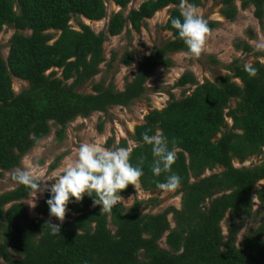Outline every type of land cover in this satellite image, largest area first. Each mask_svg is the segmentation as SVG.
I'll return each instance as SVG.
<instances>
[{"label":"trees","instance_id":"1","mask_svg":"<svg viewBox=\"0 0 264 264\" xmlns=\"http://www.w3.org/2000/svg\"><path fill=\"white\" fill-rule=\"evenodd\" d=\"M132 1L111 0L120 12L112 16L106 30L95 33L78 19L103 21V0H0V33L4 27L15 32L7 58L0 55V178L19 168L23 157L51 134L52 127L61 141L77 118L131 106L144 97L145 84L157 68L172 66L169 56L188 52L172 21L188 5L201 7L202 0H147L125 14ZM216 1L222 5L221 15L233 21L236 0ZM249 7L257 20L264 18V0L242 1V10ZM166 8L171 9L163 30L171 39L137 61L136 73L122 92L104 82L94 84L91 94L77 92L101 73L109 38L125 30L128 36L131 31L140 32L147 20ZM72 20L77 30L69 25ZM207 24L209 31L217 26ZM25 31L30 34L24 35ZM244 49L251 51L248 46ZM135 56L134 50L126 52L120 63L130 67ZM115 57L106 64L108 68ZM13 79L27 83L28 88L15 94ZM177 84L197 85L189 74ZM231 102L235 108L229 107ZM156 129L182 149L171 166V172L181 177L180 209L145 214L141 210L145 203L135 202L107 210L93 205L85 195L79 202L70 200L66 212L74 217L65 214L67 221L53 236L45 225L46 219H54L46 204L49 196L37 206L41 218L28 223L23 201L31 190L20 184L0 195V264H264V222L240 243L237 239L242 222L253 215L252 195L264 208V185L256 190L264 183V163L233 165L259 157L264 150V65H235L232 76L198 85L189 96L144 117L131 137L136 143L131 162L142 167L141 184L149 193L158 191L157 183L170 174L156 177L151 172V147L142 142V136ZM215 169L222 171L203 177ZM133 193L128 186L121 195L127 198ZM227 216L229 229L224 235L221 223ZM162 240L166 248L160 246Z\"/></svg>","mask_w":264,"mask_h":264},{"label":"rangeland","instance_id":"2","mask_svg":"<svg viewBox=\"0 0 264 264\" xmlns=\"http://www.w3.org/2000/svg\"><path fill=\"white\" fill-rule=\"evenodd\" d=\"M103 1L106 8V18L103 21L95 23L87 22L82 18L78 19L80 23L88 26L95 33L106 30L112 16L120 12V9L111 0ZM145 1L147 0H133L125 14L130 10L138 9ZM242 1L244 0L235 1L237 15L233 21H228L221 15L222 5L219 1L202 0V6L198 8L202 18L207 23H216L217 26L207 34L204 50L201 54L194 56L189 52H181L169 56L172 66L170 68L159 67L152 73L145 84L146 93L143 98L134 101L131 106L126 108L112 107L107 113L96 112L86 119L77 118L67 126L61 141L57 140L55 134L57 128L52 127L51 134L23 157L20 167L26 157L39 153L36 162L42 166L43 171H49L54 168L53 165L56 167L59 161L76 148L79 143L86 139H91L93 132L104 133L106 130L108 146L122 147L123 143L126 146L129 141H132L131 137L134 134V129L143 124L144 117L151 111H160L172 100H180L189 96L198 85H202L205 82L215 83L219 77L226 75L232 76L235 65L244 67H250L255 63L264 65V18L257 20L254 17V9L252 7L242 10ZM169 9L171 8L157 12L152 19L145 22L146 24L138 33L131 31L128 36L125 30L120 36L109 38L104 45L106 62L101 66V73L92 81L80 86L77 92L79 94H91L92 86L100 82H104L105 86L112 83L116 91L122 92L125 85L133 79L136 73L137 61L149 55L153 48H160L171 39L170 33L163 30L169 17ZM184 10L185 8L182 12ZM69 25L73 29H78V25L74 20ZM14 34V30L7 27H4L0 33V55L4 59L8 56L9 41ZM23 34L29 35L30 33L25 31ZM245 46H248L251 51L246 52ZM133 50L136 51L133 64L130 67L123 66L120 63V59L126 52ZM113 54L116 55L115 60L111 63V68H108L106 64L110 63ZM185 74L191 75L197 85L179 87L177 83ZM234 81L240 84L239 80ZM12 82V89L15 94L28 88V84L25 82L17 79H13ZM229 107L235 108L236 103L231 102ZM226 120L228 127H230L231 121L228 118ZM262 163H264V150L259 157L251 158L243 164L234 161L233 165L236 168H240L258 166ZM17 169L3 173L2 178H0V195L16 189L21 184L16 175ZM221 171L222 169L206 171L203 177H208ZM263 185L264 183L258 184L256 190H259ZM47 197V192L42 196H38L35 208L29 206L31 195L23 201L28 210V223L33 219L41 218L37 213V206ZM254 197L256 196L252 195L251 197L254 203L253 215L246 221H241L244 227L237 237L238 243L248 232L253 231L264 222V208H262L257 198L253 199ZM154 200H156L157 204L153 203ZM135 202L145 203L141 207L142 213L155 215L170 207L180 209L181 195L178 190L167 195H164L159 190L153 193L144 191L143 195H138L130 202L129 206L125 207H131ZM66 214L74 217L68 212ZM228 218L227 216L221 223L224 235L228 234ZM46 220L59 225L67 221L64 219L63 222H60L55 220V218ZM169 220L173 228L171 217H169ZM110 230L113 231V228L110 227ZM160 246L166 248L164 240L160 242Z\"/></svg>","mask_w":264,"mask_h":264},{"label":"clouds","instance_id":"3","mask_svg":"<svg viewBox=\"0 0 264 264\" xmlns=\"http://www.w3.org/2000/svg\"><path fill=\"white\" fill-rule=\"evenodd\" d=\"M172 26L190 54H201L209 27L195 5H188L181 17L172 21ZM107 139L106 130L104 133L93 132L91 139L79 143L49 171H43L36 162L39 153L26 157L16 175L19 182L31 190L29 206L35 208L38 196L47 192L50 218L63 222L70 200L79 202L87 195L92 198L93 205L112 210L117 205L129 206L134 198L143 195V169L131 162L136 143L129 141L122 147L108 146ZM142 142L151 147L153 176L170 173L157 183V189L164 195L176 192L181 185V177L171 172V166L182 149L176 141H169L161 129L143 134ZM128 186L134 189L135 194L125 200L121 193ZM45 225H48L51 235L58 236L59 224L49 221Z\"/></svg>","mask_w":264,"mask_h":264},{"label":"bare ground","instance_id":"4","mask_svg":"<svg viewBox=\"0 0 264 264\" xmlns=\"http://www.w3.org/2000/svg\"><path fill=\"white\" fill-rule=\"evenodd\" d=\"M85 21H87V20H85ZM87 22H89V21H87Z\"/></svg>","mask_w":264,"mask_h":264}]
</instances>
